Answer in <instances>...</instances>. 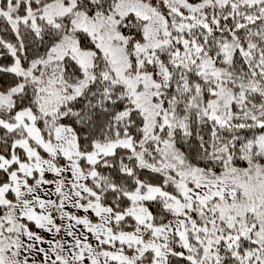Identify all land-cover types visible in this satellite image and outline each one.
I'll use <instances>...</instances> for the list:
<instances>
[{
  "label": "snow or ice",
  "instance_id": "1",
  "mask_svg": "<svg viewBox=\"0 0 264 264\" xmlns=\"http://www.w3.org/2000/svg\"><path fill=\"white\" fill-rule=\"evenodd\" d=\"M0 264H264V0H0Z\"/></svg>",
  "mask_w": 264,
  "mask_h": 264
}]
</instances>
